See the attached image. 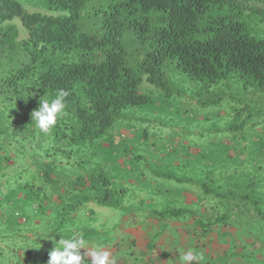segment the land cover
<instances>
[{
	"label": "trees",
	"instance_id": "16d2710c",
	"mask_svg": "<svg viewBox=\"0 0 264 264\" xmlns=\"http://www.w3.org/2000/svg\"><path fill=\"white\" fill-rule=\"evenodd\" d=\"M42 5L59 14L30 13L19 0H0V132L18 153L15 161L10 150L6 163L18 164L23 187L47 190L68 212L87 203L121 207L123 192L80 151L107 134L122 111L148 102L139 92L143 76L167 91L173 84L170 67L208 86L236 76L264 88V36L248 25L264 23V0H107L105 5L42 0ZM15 18L25 39L11 24ZM127 32L142 49L134 67L127 64ZM59 89L69 92L67 107L49 131H41L31 113L40 99L51 100ZM228 180L236 183L225 195L248 204L264 220L254 181L247 178V191L240 194L233 190L239 180ZM201 187L206 194L225 196ZM227 207L213 223L229 219L233 208ZM155 215L177 220L193 212L165 208ZM197 225L204 234L211 224L199 220Z\"/></svg>",
	"mask_w": 264,
	"mask_h": 264
},
{
	"label": "rangeland",
	"instance_id": "374dc122",
	"mask_svg": "<svg viewBox=\"0 0 264 264\" xmlns=\"http://www.w3.org/2000/svg\"><path fill=\"white\" fill-rule=\"evenodd\" d=\"M19 1L30 13L59 14L47 11L42 0ZM92 1L98 5L107 2ZM11 24L19 39L27 37L19 19ZM248 25L253 33L264 36V23L249 21ZM124 39L127 64L134 67L142 57L138 55L141 46L128 32ZM168 71L171 89L155 87L143 76L139 92L148 102L122 111L107 134L81 147L80 157L101 167L113 188L123 192L121 207L87 203L71 213L57 207L47 190L34 193L24 188L18 164L6 163L10 150L15 161L20 160L18 153L7 145L6 133L0 132V264H47L54 246L51 238L58 242L76 233L83 234L89 248L100 245L119 258H115L117 264L127 263L135 246L142 249L147 240L175 238V231L165 226L158 232L131 230L128 238L124 230L144 222L150 226L162 222L155 213L165 208H187L185 194H196L214 211L200 214L205 222H212L231 202L233 207H227L233 208L230 217L244 216L249 220L243 227H252L242 231L248 236L247 244H236L233 258H248V262L243 259L245 264H264V220L248 204L225 195L236 183L228 178L239 180V187L233 190L240 194L247 191L246 179H252L257 185L254 196L259 197L264 211V88L236 76L208 86L173 67ZM1 100L0 96V110ZM202 184L224 191L225 196L204 193ZM177 221L181 223L185 217ZM84 251L81 249L82 254ZM28 252L29 262L25 263Z\"/></svg>",
	"mask_w": 264,
	"mask_h": 264
},
{
	"label": "crops",
	"instance_id": "0c3cea01",
	"mask_svg": "<svg viewBox=\"0 0 264 264\" xmlns=\"http://www.w3.org/2000/svg\"><path fill=\"white\" fill-rule=\"evenodd\" d=\"M183 199L184 206L187 207L185 209L193 212V215H186L185 221L180 223L176 219L157 218L162 222H158L154 226L144 222V224H137L131 229L127 228L124 230L129 238L130 235L128 233L131 230L143 232L150 229L158 232L165 226L167 229L175 231V238L164 239L160 237L156 241L147 240L144 242L142 249L139 245L135 246L133 248L134 255L126 258V261L128 260L129 262H122V264H180V256L188 251L193 252L194 255L203 256V260L199 261L198 264H245L244 261L248 262V258H241L242 260L237 257L233 258L232 254L237 252L235 249L236 244H247L248 236L242 234V231L252 227H243V225H247L245 224L246 222L238 223L242 219L229 217L228 220L217 223H213L214 220L212 222L207 221L211 225L207 228L208 232L202 234L197 221L200 220L206 223L200 214L203 213L204 215L205 211L212 212V210L207 208L203 203L204 200L199 199L196 194H185ZM206 215L211 216L208 213ZM231 220L235 222H231ZM219 231L221 232L219 233ZM214 233H217L216 235L218 236L212 239L211 237ZM112 257L117 258L116 255H112ZM26 261L27 258L24 259V262ZM116 262L118 263V261ZM193 264H197V262L194 261Z\"/></svg>",
	"mask_w": 264,
	"mask_h": 264
},
{
	"label": "clouds",
	"instance_id": "9594fccd",
	"mask_svg": "<svg viewBox=\"0 0 264 264\" xmlns=\"http://www.w3.org/2000/svg\"><path fill=\"white\" fill-rule=\"evenodd\" d=\"M69 92L59 89L54 98L40 99L39 108L31 113V122L34 119L36 127L41 131H49L67 107L66 97ZM53 248L49 251L47 264H117L112 254L96 245L89 248L82 233L73 234L70 238H62L56 242L54 237ZM81 249L85 250L83 254ZM90 258V259H89ZM180 264H193L203 260L202 255H194L188 251L180 256Z\"/></svg>",
	"mask_w": 264,
	"mask_h": 264
}]
</instances>
